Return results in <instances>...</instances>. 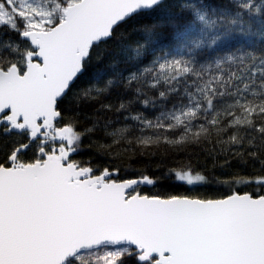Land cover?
<instances>
[{
    "label": "snow or ice",
    "instance_id": "obj_1",
    "mask_svg": "<svg viewBox=\"0 0 264 264\" xmlns=\"http://www.w3.org/2000/svg\"><path fill=\"white\" fill-rule=\"evenodd\" d=\"M0 264H264V0H0Z\"/></svg>",
    "mask_w": 264,
    "mask_h": 264
}]
</instances>
